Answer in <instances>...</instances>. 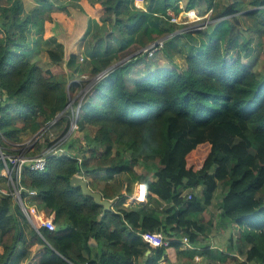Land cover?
I'll use <instances>...</instances> for the list:
<instances>
[{
	"label": "trees",
	"instance_id": "trees-1",
	"mask_svg": "<svg viewBox=\"0 0 264 264\" xmlns=\"http://www.w3.org/2000/svg\"><path fill=\"white\" fill-rule=\"evenodd\" d=\"M35 1L25 12L23 0H0L4 147V140L22 143L47 127L58 130L55 141L63 138L70 129L71 109L51 122L68 104L69 91L80 86L69 72L97 76L133 44L146 45L144 39L152 43L164 38L165 46L174 47L181 35L188 38L186 67L161 68L130 85V66L143 63L148 57L144 53L96 80L79 104L78 128L63 144L68 155H51L45 171L23 174V184L37 191L41 209L54 213L56 228L43 230L44 238L34 229L27 232L12 199L0 197V264H16L19 257H24L23 264H137L139 257L142 264H175L199 255L212 264H264V73L244 62L253 39L249 33L264 40V0L223 5L204 0L213 8L212 23L197 36L167 16L168 10L182 11L181 0H149L147 10L135 7L134 0H80L90 4L99 20L91 25L90 19L65 66L63 50H48L45 68L28 59L27 32L34 26L48 39L57 20L72 31L67 3L79 6V0H60L58 13L50 0ZM200 1L187 0L183 8L195 9ZM53 142L36 141L27 154H39ZM77 173L93 189L102 175L125 174L128 193L134 183L146 184L147 201L126 208L120 198L98 221L102 207L70 184ZM220 188L219 222L237 227L242 261L228 250L195 247L209 230L208 207ZM100 191L114 198L108 183ZM144 231L161 232L166 244L146 243L140 236ZM184 237L192 248L182 242Z\"/></svg>",
	"mask_w": 264,
	"mask_h": 264
},
{
	"label": "built area",
	"instance_id": "built-area-1",
	"mask_svg": "<svg viewBox=\"0 0 264 264\" xmlns=\"http://www.w3.org/2000/svg\"><path fill=\"white\" fill-rule=\"evenodd\" d=\"M181 9L182 11L178 14L174 13L173 10L167 11V16L170 18L171 23L186 25L193 22L195 23V29L202 30L206 28L208 23L211 21L210 17L213 13V8H208L205 14L202 16L199 15V12L196 9H191L188 11L182 7ZM203 20L207 21L201 23ZM190 26L192 27V25ZM185 28L186 26H184V30ZM185 31L190 30L186 29ZM164 41V38H160L148 44L142 50V53H146L148 57H153L158 51L164 48ZM82 77L86 78L87 76L83 75ZM1 101L2 95L0 91V103ZM70 109L72 111V117L69 132L59 140H51L52 142L54 141L53 144L45 148L41 153L29 155L27 154L28 151L24 152L23 150L19 152L16 151L17 153H8V148L0 145V162L2 164V168L0 170V197H10L14 206L17 207L24 216L26 224H28L31 229H34L36 233L42 238H44L42 234L43 230L52 231L56 228V224L54 222V213L47 214L45 210L41 209L37 199V191L35 189L27 188L23 184V174L26 170L34 172L45 171L48 157L51 155H68V151H66L63 144L66 141L68 135L78 128L77 120L79 117V106H77V108H74L73 106ZM20 144L21 143H14L15 146H19ZM147 195L148 192L146 184L143 182H136L134 192L131 195V200L126 199L127 194H125V196L122 195L121 197L124 200L123 203H125L126 206H130L132 204L145 203L147 201ZM188 198H191V195H189ZM119 199L120 197H116L109 200L114 205ZM140 236L146 243L155 247H161L166 244V240L163 238L162 233L158 231H144L140 233ZM181 240L186 246L192 248L188 242V238L184 237ZM195 259L198 260V256H196Z\"/></svg>",
	"mask_w": 264,
	"mask_h": 264
},
{
	"label": "rangeland",
	"instance_id": "rangeland-1",
	"mask_svg": "<svg viewBox=\"0 0 264 264\" xmlns=\"http://www.w3.org/2000/svg\"><path fill=\"white\" fill-rule=\"evenodd\" d=\"M50 1L52 2V5H53L52 9L55 11V13H58L57 6L60 3V0H50ZM229 1H231V0H218V3H219V5H223V4L228 3ZM248 7H250V6H248ZM207 9L204 12L201 10V13H199V15L200 16L204 15L205 12L207 11ZM24 10H25V6H24ZM28 11H25V12H28ZM206 21L207 20H203V21H201V23H204ZM211 21L208 24L212 23ZM247 22H248V24L252 25L254 20L249 17V18H247ZM194 24L195 23L192 22V23L186 24L184 26H186L185 30L186 29L190 30L189 32H192L193 34H196L195 36H197L198 35L197 33L199 30L194 28ZM190 25H192V27ZM30 28H31V30L27 32V38H28L29 45H33L32 51L34 50L33 56H31L29 58L30 62L36 63L39 67L45 68V67H47V64L49 62V60L47 58V51L50 49H54V51L56 50V52H60V49L62 47L56 45L57 43L55 42V43H53V44H55V46L52 48H49V47L52 46L53 44L46 45L45 47L40 46L39 48H36V47H38L37 42H38L40 34H39L36 27H34V30H32V28H33L32 26H30ZM202 30H206V28H204ZM202 30H200V31H202ZM177 32H178V34H180L184 31L179 30ZM249 35L253 39L250 43V47H251L250 51L247 52L246 54H244L245 55L244 62L245 63H251L253 69L256 70L258 74H263L264 73V40L261 41L260 38H258L257 35L252 33V32H250ZM40 38H41V35H40ZM31 40H34L33 41L34 43L30 42ZM188 40H189L188 38L181 35L179 43L178 42L176 43L177 46H174V47H172V45H170V46L167 45L168 47L164 46V48L162 50L158 51L153 57H147L145 59V61L140 64L141 67H139V65L138 66H135V65L130 66V70L132 69V72H133L132 77H131L133 79L130 81V85L134 81H137V80H139L143 77H146L150 74H153V73H150L151 71L148 68V62H151L152 64L154 63L155 66L160 64V66L162 68H165V67L173 68L174 67V68H177L179 70L185 69L186 63L184 60V58H185L184 53H186L185 51H187L186 50V42ZM239 41H242V36H239ZM35 44H36V47H35ZM135 45H137V46H134L132 48L130 47L131 49L129 48L128 51H126V53L118 61H116L117 63L114 62V64H117V65L122 64L123 65L128 60L133 59L136 56L144 54V53H142V50L148 44L142 46L141 44L137 43ZM183 50H185V51H183ZM178 52H180V53H178ZM247 55H250V56L246 57ZM160 57H161V60L159 59ZM172 62H174V63H172ZM62 63L64 64V61ZM61 66H63V65H61ZM69 75H70V78L72 80H76L80 86H77L73 92L69 91V102H68L69 106H68L67 110L70 109L71 107H73V104L75 102H77L78 105L74 106V108H77V106H79V104L86 98L89 90H91L92 85L97 80V79H95V81H94V78H96L97 76L93 77V76L86 75L87 76L86 78H83L82 76L76 77L74 74H72L70 72H69ZM69 85L70 84H67V88H69ZM60 117H61V115H59V118ZM58 133H59L58 130H56L55 128L47 127V128L40 129L39 132L34 136H31L29 138L26 137L19 146H15L14 143L8 142L6 140H4V143H6L5 146L8 148V150L10 149L13 152H16V151L19 152L21 150H23L24 152H27V151L33 152V150L35 148L36 141L37 142L38 141L44 142L45 140H49V141L55 140L58 137ZM187 140L192 141L193 139L187 138ZM225 140H232V143H233V142H236L238 140V138H227V137H225ZM67 141H69V140H67ZM124 178H125V174H120L118 182L115 183V184H118L119 186L114 185L115 193H117L118 196L120 195L119 197L121 198V200H122L121 195H123V194H121V192L124 189L123 184L125 183ZM106 182H107V177L102 175V176H100L99 180L97 181L95 187L102 189ZM187 191L188 190L183 191V192L185 193ZM221 194H222V189L220 188V190L218 191V194H217V198L213 201L212 205H210V207H209V213L208 214H210V215H208L205 219V221H208L209 218L212 220L213 226H211L212 228H211V231L209 233L216 235V237H215L216 240H218L220 237L226 236L225 233L228 232V230H225V228H222V227L217 228V226L214 227V224H216V222L218 221V219L220 217L219 216L220 209H217L216 205L219 203L218 197L221 196ZM24 221H26V220H24ZM201 223L203 224V226H205L204 224L206 222H204V220H203ZM24 226H25V230L27 232H29L31 230V227L28 224H26V222H25ZM231 228L233 229L235 234L238 233L237 227H234V226L229 227L230 232L232 231ZM214 233H216V234H214ZM217 235H220V237L217 238ZM91 244L94 245V242L92 241ZM196 262H199V261L196 260Z\"/></svg>",
	"mask_w": 264,
	"mask_h": 264
},
{
	"label": "crops",
	"instance_id": "crops-1",
	"mask_svg": "<svg viewBox=\"0 0 264 264\" xmlns=\"http://www.w3.org/2000/svg\"><path fill=\"white\" fill-rule=\"evenodd\" d=\"M23 2H24V6H25V11H28V10L32 9L37 4L35 0H23ZM186 2H187V0H181L179 2L180 7H182V8L185 7ZM77 3H79V6H78V4L73 3V2H68L67 3L68 4V6H67L68 10L70 11V13L72 14V17H73V28H72V31H69L68 28H66L65 25H63V23L61 21L57 20L56 21L57 24H56L55 30L53 32L54 34L51 35L52 37H49L48 39H44L42 37V34L39 33L41 35V38H40V35H39V39H38V42H37V46L38 47H36V44H35L36 48H39L40 46H42V47L44 46L45 47L46 45H51V44H53L55 42L57 43L56 45L59 44L62 47L63 55H64V58H63L64 64L62 63L63 66H65L66 57L71 52V50L76 49V48H78L80 46V44L82 42V39H83L85 33L88 30L90 22H91V25H92L93 24V20H99V16H96L93 13V8L90 6V4L88 2H86V1H82L81 2L79 0V1H77ZM148 4H149V0H134L135 7H137L140 10H147ZM207 8H208L207 3L204 0L200 1L199 4L195 7V9L199 13H201V10L204 12ZM90 19H91V21H90ZM32 27H33L32 30H34V26H32ZM107 28H108V30H110V27L108 25H107ZM29 30H31V28ZM33 41L34 40H31L30 42H33ZM144 42L147 45L151 41H148L147 39H144ZM193 44L197 45V43H193ZM54 46H55V44H53L49 48H52ZM134 46H137V45L133 44L132 47H134ZM32 49H33V45H30L29 48L27 50H25V52L28 53V59L31 56H33L34 50L32 51ZM50 50H54V49H50ZM62 50L60 49V51H62ZM178 53H180V52H178ZM159 59L161 60V57ZM172 63H174V62H172ZM151 64H152L151 62H148V68L151 71L150 73H155L158 69L162 68L160 66V64H158L157 66H155L154 63L152 65ZM139 67H141V66L139 65ZM132 74H133V72H130L129 78L132 77ZM131 79H133V78H131ZM119 177H120V174H115V175L109 177L107 179V182H106V183H108L109 189L112 191V193L114 194L115 198L120 196V195L118 196V194L115 193V187H114V185L119 186L118 184H115L116 182H118ZM124 184H123L124 189L122 190L121 194H123V196H125V194H127L126 199L131 200V195L134 192L135 183L133 184L134 187H132V191L130 193L127 192L126 184L125 185ZM94 190L100 191L101 188L94 189ZM129 200H127V201H129ZM114 205H113V210L115 209ZM122 206H124L126 208H131V207L134 208L135 206H137V204H132L130 206H126L125 203H122ZM209 207H208V211H209ZM217 209H218V206H217ZM219 214H220V212H219ZM219 220H220V218L218 219L216 224H214V227L217 226V228H221V226L222 227L224 226V224L222 225V223L219 222ZM208 221L210 223L209 230L206 231L203 235H201L202 238L199 240V243L195 247L197 249H200V250H202L205 247H209V248H212V249H219L221 251H227L228 250V251H230L228 253L231 256L237 257L240 261L244 260V254L241 252V250H242L241 249V245L238 244V242L236 241V238L238 237V233L235 234V232L233 231L232 228H231L232 231L230 232L229 226L223 227V228H225V230H228V232L225 233L226 236L220 237V235H217V238L218 237H220V238L218 240H216V238H215L216 235H213V234L209 233L211 231V228H212L211 226H213L212 220L209 218ZM230 225H231L230 227L234 226L233 224H230ZM234 227H236V226H234ZM214 234H216V233H214ZM231 237L233 238V240L231 239ZM231 240L233 242H231ZM92 241L94 242V245H96L95 240L92 239L91 242ZM239 247H240V249H239ZM229 248H231V249H229ZM197 249H195V250H197ZM148 254H150L149 250H147L145 252V255H148ZM24 260H25L24 257H19L16 264H23ZM143 260H144L143 257H139L137 259V264H142L144 262ZM198 261L199 262H196V259L192 260L191 258H181L175 264H212V263H210L207 260L206 257H204L202 255L198 256ZM230 264H238V263H233L232 262Z\"/></svg>",
	"mask_w": 264,
	"mask_h": 264
},
{
	"label": "water",
	"instance_id": "water-1",
	"mask_svg": "<svg viewBox=\"0 0 264 264\" xmlns=\"http://www.w3.org/2000/svg\"><path fill=\"white\" fill-rule=\"evenodd\" d=\"M117 66V64H114L110 67H108L106 70L100 72L95 79H99L102 75H104L106 72H108L111 68ZM69 104L66 105V107L63 109L62 112H60L53 120L51 123H55L57 119L59 118V115H62L68 108ZM70 184L73 188H80L82 191V194L87 197L93 198L94 202L102 207L101 214L97 216V220H101L107 211H113V203L108 199L104 198L103 194L100 191L94 190L91 188L89 185L88 180L86 178L77 173L73 175L70 179Z\"/></svg>",
	"mask_w": 264,
	"mask_h": 264
}]
</instances>
